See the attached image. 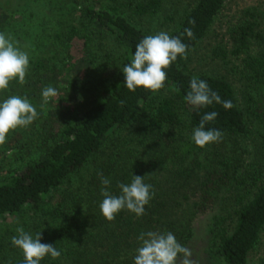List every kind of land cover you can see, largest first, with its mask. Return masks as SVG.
Returning a JSON list of instances; mask_svg holds the SVG:
<instances>
[{"label": "trees", "instance_id": "obj_1", "mask_svg": "<svg viewBox=\"0 0 264 264\" xmlns=\"http://www.w3.org/2000/svg\"><path fill=\"white\" fill-rule=\"evenodd\" d=\"M70 2L85 6L79 7L76 22L65 24L56 36L63 38V46L69 49L76 43L85 50L93 37H109L124 50L122 68L131 62L136 45L147 34L119 14L116 7L96 5H119L137 18H153L163 7V0ZM225 2L194 0L183 12L169 35L179 37L188 46L187 58L178 57L165 69L167 79L162 89L130 91L124 85L122 71L115 78H106L100 92L78 114L65 120L56 134L45 138L40 157L0 179V221L23 214L38 217L34 226L41 228V243L52 244L61 252L59 258L46 256L40 264H134L135 249L141 244L138 237L148 231L171 232L185 246L194 218L211 209L218 195L225 190L232 192L239 183L243 187L236 190L238 199L228 222L231 229L224 225L223 217H216L211 229L216 250L227 264H245L249 253L258 246L264 229V11L248 10L249 17L232 30L237 44L234 54L252 42L260 46L242 59L243 105L226 78L207 74L195 77L206 81L222 101L230 100L234 107L226 110L222 104L213 103L193 108L184 99L194 76L185 71V63ZM5 3L0 0V5ZM13 22L9 9L1 6L0 33L8 34ZM185 28L192 30L194 38L184 33ZM91 59L90 54L84 56L82 63ZM57 61L56 55L42 52L30 58L26 82L21 85L18 80L11 81L7 89L0 90V100L13 95L39 98L58 75ZM178 109L186 113V125L192 129L199 126L204 114L217 112L216 119L208 122L205 129H218L224 138L228 137L232 141L230 152H216L207 159V146L200 148L182 135L185 124ZM137 119L143 126L136 134L142 132V138L148 140L142 156L129 149L134 139L126 132ZM241 137L251 138L254 149V158L244 175L238 145ZM99 173L110 180L108 191L114 195L119 194V183H130L133 175L144 176V183L152 186L153 193L145 214L137 217L122 210L113 221L105 219L99 208L104 199ZM0 264H24L22 251L11 241L5 244L3 236Z\"/></svg>", "mask_w": 264, "mask_h": 264}, {"label": "rangeland", "instance_id": "obj_2", "mask_svg": "<svg viewBox=\"0 0 264 264\" xmlns=\"http://www.w3.org/2000/svg\"><path fill=\"white\" fill-rule=\"evenodd\" d=\"M6 1L7 3L0 7L8 8L15 22L9 27L8 34H5L11 35L16 46L27 52L29 59L40 52L57 56L58 75L50 86L57 90L58 95L51 98L43 108H41L42 95L39 98L28 99L36 108L38 118L27 127H18L10 131L6 142L0 145V179L9 171H20L27 162L40 157L44 151L45 138L50 137L51 133L56 134L65 120L78 114L100 92L106 78L118 76L124 63L123 48L116 45L109 37L101 35L93 37L85 50L82 45L76 43H72L70 48L66 49L61 42L63 38L59 40L56 37L62 33L65 24L76 22L79 7L82 8L85 5L74 6L70 0ZM193 2L194 0H163L160 13L153 18H137L119 5L102 3L96 6L116 7L117 12L131 24L147 35H155L161 31L168 34L172 32L183 12ZM251 9L264 11V0H226L207 35L190 54L184 66L185 71L194 76L207 74L226 78L232 84L241 106L243 105L240 96L242 59L247 52L255 53L260 46L252 42L247 49L234 54L233 50L237 44L232 30L249 17L250 12L247 13V11ZM89 54L92 57L91 61L82 63L83 57ZM3 101L0 100V102ZM177 113L185 124L182 135L188 140L192 139L194 129L186 125V113L182 109H178ZM141 126L143 122L137 119L134 125L126 130L134 139L128 145H132L133 149L131 147L129 149L134 150L135 153L138 152L139 155L148 146V140L142 138V132L136 134ZM231 144L232 141L228 137H223L221 142L207 145L205 156L211 159L216 152L227 154L231 150ZM238 145L242 153L241 173H243L245 169H249L248 164L254 158V149L251 138H238ZM200 157L203 160V155ZM241 177L239 176L238 179L240 180ZM249 184L250 181L247 180L246 185ZM239 185L236 184L235 190L230 193L225 190L223 194L218 195V200L211 209L194 218L191 237L184 246L191 251L190 259L194 261V264H227L216 250L211 229L216 217L225 218L224 225L231 229L228 222L233 216V207L238 199L239 193L236 190L243 187ZM37 221L38 217H30L29 214L7 217L4 221H0V237L3 236L7 244L13 236L18 235L16 231L18 227H23L26 232L38 233L41 228H35ZM182 255L178 257L177 264H180ZM263 259L264 229L258 246L249 253L245 264H262Z\"/></svg>", "mask_w": 264, "mask_h": 264}, {"label": "clouds", "instance_id": "obj_3", "mask_svg": "<svg viewBox=\"0 0 264 264\" xmlns=\"http://www.w3.org/2000/svg\"><path fill=\"white\" fill-rule=\"evenodd\" d=\"M195 24L194 20L189 21ZM184 33L189 38H194L190 28H185ZM187 45L179 37H171L166 32L145 36L135 48L133 58L129 64L122 68L125 80L124 85L130 91L144 88L151 92L162 89L167 79L165 69L169 68L178 57L187 58ZM29 68L28 53L16 46L11 35L0 33V90L8 88L13 80L23 85ZM43 104H48L51 98L58 95L52 86H47L41 93ZM193 108H202L213 103L222 104L228 110L234 107L230 100L222 101L219 94L213 91L204 80L193 76L190 80V91L184 97ZM36 108L26 98L13 95L0 102V145L6 142L8 133L18 127H27L38 118ZM215 111L203 115L199 126L193 130L192 140L200 148L211 143L223 140V133L218 129H205V125L216 119ZM101 195L104 197L99 205L101 214L108 221H113L122 210L134 213L137 217L145 214V206L152 198V186L144 183V176L133 175L130 183H119V194L114 195L108 191L110 180L99 173ZM17 236L11 238V243L19 248L24 256V264H40L46 257L53 259L60 257L61 252L52 244L41 243V232L35 237L26 232L23 227L17 228ZM141 242L136 249L134 264H177V259L182 255L180 264H194L190 259L191 251L182 246L171 232L160 233L154 231L142 232L138 237Z\"/></svg>", "mask_w": 264, "mask_h": 264}]
</instances>
